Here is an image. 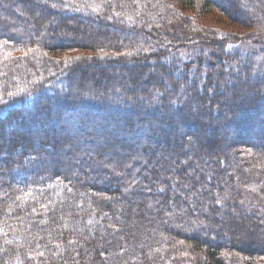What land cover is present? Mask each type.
I'll return each instance as SVG.
<instances>
[{"label":"trees","instance_id":"16d2710c","mask_svg":"<svg viewBox=\"0 0 264 264\" xmlns=\"http://www.w3.org/2000/svg\"><path fill=\"white\" fill-rule=\"evenodd\" d=\"M215 10L0 0V264H264V9L242 60ZM91 21L125 37L58 34Z\"/></svg>","mask_w":264,"mask_h":264},{"label":"rangeland","instance_id":"374dc122","mask_svg":"<svg viewBox=\"0 0 264 264\" xmlns=\"http://www.w3.org/2000/svg\"><path fill=\"white\" fill-rule=\"evenodd\" d=\"M239 2V8H238V13H233L231 10V6H230V1L229 0H214L215 3H217V5L221 6L224 9L223 13H220V11H213L210 14H207L205 17H200L196 14V12H191L189 13L192 18V24H198L200 26H205L208 29H211L213 32V36L215 35V31L217 29H222L224 31H227L229 33H243V34H248L246 35V37H244L245 39L250 38L251 36L249 35L251 32L255 31V28L252 27V25H248L249 22H251L252 20H257L258 18L261 19L262 17H259L263 14V9L264 7L260 10L262 13H258L256 10L254 11L252 8L248 7V4L246 3L245 0H237ZM14 3H16L15 1H13ZM263 2V0H262ZM36 10H38L37 12L39 13H45L43 8L37 7ZM226 10V11H225ZM230 12V15H228ZM260 14V15H259ZM44 15V14H43ZM39 16H41L39 14ZM247 17V18H246ZM43 20V19H42ZM194 22V23H193ZM236 23H240L243 26L240 25H236ZM87 26H84L83 29H80V31L77 32V34H70V30H64V33H60L58 32V34H65L67 36V38H71V39H79V40H85L86 38H91V36L93 35V33H95L96 30H104V33L98 34L96 35V39L98 41H105V42H112L115 39H120V38H124L125 35L124 33H122L121 31H119L118 29H116L115 27H106V26H102L99 25L98 22L96 21H91V22H86ZM251 24V23H250ZM68 33V34H67ZM252 34V33H251ZM215 38V37H214ZM260 41V39H259ZM253 42H255V38L252 37L249 40H245L244 42L240 43L238 46L242 49L241 51V55H240V59L242 60L244 53L249 55V52L251 51L252 48V44ZM215 48V47H214ZM256 61V66L258 69H260V71H264V52L261 53L260 55H258L255 58ZM110 70L112 72H117L119 70V73L117 75L120 74V72L122 71L121 69H119L116 66H112L110 67ZM122 79L121 78H114V80L119 81L121 80V82L123 84L129 85L132 84V80L136 79V86L141 87L143 80L145 79V77L143 76H138V75H134V73L132 74H128L126 71H122ZM119 77V76H118ZM223 83H228V81H224ZM231 90V89H230ZM230 90H228L227 88L224 89V97L227 98L230 96ZM191 111L192 112H197V111H201V105L200 104H194L191 106ZM216 121V122H215ZM214 122L216 123L215 125H217V120L214 119ZM24 131V130H23ZM249 133V132H247ZM52 160V158H51Z\"/></svg>","mask_w":264,"mask_h":264},{"label":"snow or ice","instance_id":"6c2138e0","mask_svg":"<svg viewBox=\"0 0 264 264\" xmlns=\"http://www.w3.org/2000/svg\"><path fill=\"white\" fill-rule=\"evenodd\" d=\"M95 10V9H94ZM9 95H12V93H9Z\"/></svg>","mask_w":264,"mask_h":264}]
</instances>
